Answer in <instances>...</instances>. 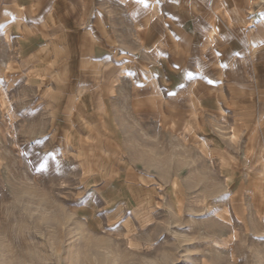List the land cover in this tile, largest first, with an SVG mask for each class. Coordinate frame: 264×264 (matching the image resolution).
I'll return each mask as SVG.
<instances>
[{
  "label": "rangeland",
  "instance_id": "1",
  "mask_svg": "<svg viewBox=\"0 0 264 264\" xmlns=\"http://www.w3.org/2000/svg\"><path fill=\"white\" fill-rule=\"evenodd\" d=\"M156 1L69 7L83 8L88 26L100 8L125 29L124 9L137 15ZM197 1L208 15L229 11L223 31L240 47V77L253 74V62L264 67V2ZM253 40L261 45L254 53ZM85 67L73 98L79 112L69 110L74 101L55 106L70 97L41 95L61 81H0V93L13 90L0 95V264H264V128L237 122L234 139L232 123L211 122L188 91L151 97L142 118L140 103L112 104L108 83ZM250 84L245 99L259 114L264 86ZM64 112L69 128L60 127Z\"/></svg>",
  "mask_w": 264,
  "mask_h": 264
},
{
  "label": "crops",
  "instance_id": "2",
  "mask_svg": "<svg viewBox=\"0 0 264 264\" xmlns=\"http://www.w3.org/2000/svg\"><path fill=\"white\" fill-rule=\"evenodd\" d=\"M70 1L0 0V37L9 49L8 56L0 57V81H61V85L52 83L41 95L52 91L54 97H70L68 101L56 99L55 106L74 101L69 110L79 112L77 106L82 102L73 98L80 95L82 82L86 81L85 66L93 64V78L108 83L112 104L129 107L140 103L142 118L149 117L144 107H149L151 97L163 100L166 95L188 91L195 104L215 119L211 122L221 121L222 116L223 121L226 117L232 123L234 139L233 124L237 122H245V128L257 131L264 128V103L257 114L245 99L250 95L244 89L252 85L249 82L264 86V67L253 62V74L246 71L240 77L237 73L240 47L233 46L230 34L223 31L222 18H228L231 25L230 15L225 16L229 11L223 5L216 11L213 7L215 15H208L201 1L157 0L137 15L124 9L125 18L120 23L126 28L118 29L117 21H109L100 8L94 10L91 24L86 25V11L79 8L74 14ZM228 2L238 8L239 0ZM259 34L264 38L262 29ZM248 45L252 53L261 46L255 40ZM90 49L93 52L89 54ZM108 62L116 70L102 72L103 64ZM257 66L261 69L259 76ZM203 68L208 72L201 74ZM12 91L1 89L0 95L10 96ZM77 115L79 118L81 114ZM68 117H62L61 128H69L74 121Z\"/></svg>",
  "mask_w": 264,
  "mask_h": 264
},
{
  "label": "bare ground",
  "instance_id": "3",
  "mask_svg": "<svg viewBox=\"0 0 264 264\" xmlns=\"http://www.w3.org/2000/svg\"><path fill=\"white\" fill-rule=\"evenodd\" d=\"M228 1H230V0H228ZM250 1V0H249ZM262 2H264V0H261ZM227 15V14H226ZM212 38V37H211Z\"/></svg>",
  "mask_w": 264,
  "mask_h": 264
}]
</instances>
